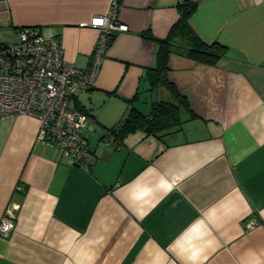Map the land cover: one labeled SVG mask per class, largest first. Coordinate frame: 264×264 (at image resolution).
Returning a JSON list of instances; mask_svg holds the SVG:
<instances>
[{"label":"crops","instance_id":"1","mask_svg":"<svg viewBox=\"0 0 264 264\" xmlns=\"http://www.w3.org/2000/svg\"><path fill=\"white\" fill-rule=\"evenodd\" d=\"M185 1L196 3L193 30L226 55L210 65L172 53L168 78L190 108L181 125L109 145L107 128L131 107L149 114L154 101L175 100L165 86L151 90L147 70ZM117 2L128 30L114 32L93 86L77 93L86 164L38 143L36 118L0 121V221L7 211L15 220L0 236V264H264V0ZM113 9L114 0H0V42L41 29L87 69L99 31L81 23Z\"/></svg>","mask_w":264,"mask_h":264},{"label":"built area","instance_id":"2","mask_svg":"<svg viewBox=\"0 0 264 264\" xmlns=\"http://www.w3.org/2000/svg\"><path fill=\"white\" fill-rule=\"evenodd\" d=\"M117 8L114 0L111 13L81 23L99 31L87 69L68 63L61 41L41 29L20 28L15 40L0 42V121L17 115L36 118V141L84 166L90 152L84 133L89 116L78 106L77 93L93 86L114 32L128 30L117 19ZM255 224L251 220L247 227ZM14 229V215L7 211L0 221V236L7 238Z\"/></svg>","mask_w":264,"mask_h":264},{"label":"trees","instance_id":"3","mask_svg":"<svg viewBox=\"0 0 264 264\" xmlns=\"http://www.w3.org/2000/svg\"><path fill=\"white\" fill-rule=\"evenodd\" d=\"M195 8L196 3L191 1H185L180 5V17L171 27L168 36L164 39H156L158 43L156 64L147 70L151 90L165 86L175 100L154 101L149 114H143L135 107H131L119 124L107 128L104 135L107 141L118 144L128 134L137 130L156 136L181 125L183 109L190 110V108L186 96L179 93L168 78L170 55L179 53L198 62L212 65L224 57L228 50L225 44L217 41L207 42L193 30L188 20ZM148 36L153 38L151 34Z\"/></svg>","mask_w":264,"mask_h":264},{"label":"rangeland","instance_id":"4","mask_svg":"<svg viewBox=\"0 0 264 264\" xmlns=\"http://www.w3.org/2000/svg\"><path fill=\"white\" fill-rule=\"evenodd\" d=\"M10 38H5L4 40H9Z\"/></svg>","mask_w":264,"mask_h":264}]
</instances>
